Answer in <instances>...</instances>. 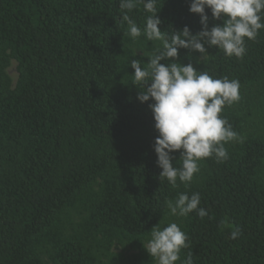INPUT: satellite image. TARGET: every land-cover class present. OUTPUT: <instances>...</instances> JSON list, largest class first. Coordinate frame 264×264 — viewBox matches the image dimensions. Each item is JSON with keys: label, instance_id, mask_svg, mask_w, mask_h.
Segmentation results:
<instances>
[{"label": "trees", "instance_id": "16d2710c", "mask_svg": "<svg viewBox=\"0 0 264 264\" xmlns=\"http://www.w3.org/2000/svg\"><path fill=\"white\" fill-rule=\"evenodd\" d=\"M190 3L157 0L162 32L202 30ZM124 12L119 0H0V264H157L143 244L173 222L189 242L175 264L189 252L194 264H264V29L243 58L205 45L203 58L181 48L161 61L240 82L220 113L240 137L228 159L200 160L173 188L159 179L153 101L137 99L130 66L162 42L143 33V4L127 13L136 39ZM205 12L209 29L223 23ZM180 193H199L208 215H171Z\"/></svg>", "mask_w": 264, "mask_h": 264}, {"label": "clouds", "instance_id": "9594fccd", "mask_svg": "<svg viewBox=\"0 0 264 264\" xmlns=\"http://www.w3.org/2000/svg\"><path fill=\"white\" fill-rule=\"evenodd\" d=\"M139 4L150 13L143 33L149 41H161L162 47L147 56V63L131 60L133 84L139 86L137 99L141 103L153 101L149 108L158 133L153 147L157 166L162 169L159 179L167 180L176 188L178 180L186 185L192 182L194 174L200 170V160L213 156L217 162L228 159L225 144L238 141L240 137L220 113L226 105L239 101L240 82L228 77L214 79L207 71H197L191 63L162 64L161 61H175L181 48L199 52L203 58L207 54L205 45L222 50L228 57L243 58L246 38L255 40L264 29V0H191L189 11L200 16L202 25V30L196 34H192L188 26L170 34L162 32L157 0H119L120 9L126 10L122 20L127 22V34L132 39L141 35V28L127 13ZM206 8L210 9L214 20H223V23L209 29ZM177 151L180 152L176 161L179 166L173 164L172 154ZM200 202L199 193L191 196L180 193L174 201L166 203L173 216L183 217L196 211L203 219L208 212L198 207ZM223 226L222 221L221 230ZM241 235V230L235 228L229 238L235 240ZM143 246L157 264H175L180 259L181 249L188 248L189 242L187 234L173 222L163 228L159 224L153 227L150 239ZM182 264H194L191 252Z\"/></svg>", "mask_w": 264, "mask_h": 264}, {"label": "rangeland", "instance_id": "374dc122", "mask_svg": "<svg viewBox=\"0 0 264 264\" xmlns=\"http://www.w3.org/2000/svg\"><path fill=\"white\" fill-rule=\"evenodd\" d=\"M15 61H12L10 66L7 68V72L10 75V77L12 78V80L14 81L16 78V69H15Z\"/></svg>", "mask_w": 264, "mask_h": 264}]
</instances>
